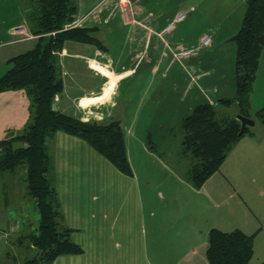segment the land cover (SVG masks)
<instances>
[{
  "label": "crops",
  "instance_id": "crops-1",
  "mask_svg": "<svg viewBox=\"0 0 264 264\" xmlns=\"http://www.w3.org/2000/svg\"><path fill=\"white\" fill-rule=\"evenodd\" d=\"M245 1L188 0L179 4L177 10L163 11L161 4L151 0H126L123 5L118 0H74L73 22L79 21L78 27L93 29L100 44L64 43L56 54L62 89L54 97L52 108L82 121L118 119L124 132L128 163L129 143L134 142L146 151L150 149L149 154L156 151L157 155L158 149L167 151V145L174 143L175 159L171 166L167 164L169 172L193 192L187 178L188 156L181 151V120L203 103L216 106L227 116L236 113L235 102L222 106L219 100L233 99L235 95L233 37L240 29ZM18 8L23 17V9L20 5ZM178 12H185V19L166 31L167 23ZM0 26L1 76L10 66L9 59L32 47L35 36L32 25L25 21L3 20ZM204 36L210 41L202 46ZM186 49L192 50L189 56L178 60L173 57L174 52ZM259 85L264 86V47L250 94L248 117L254 124L247 126L244 133V144L255 151L264 149V126L260 123L257 126L253 112L257 104L253 94H257ZM256 96L264 99V94ZM30 107L31 99L23 91L0 92V140L23 132L31 121ZM154 133L159 134L157 139L152 136ZM46 150L48 178L56 190L61 225L71 229L70 239L82 248L80 253L57 256L51 264H145L149 258L155 263H171L190 254L197 256L191 264H208L203 258L206 240L199 257L196 249L201 230L192 225L181 228L160 221L147 228V232L148 229L153 232L147 240L141 238L146 235V228L141 234L138 222L107 223L106 217L113 209H103L102 200L98 201L96 196V191L103 189L101 171L105 163L87 142L57 131L48 137ZM163 155L168 157L169 151ZM159 157L162 159V154ZM132 164L129 166L133 168ZM228 165L226 159L220 166ZM21 169L0 173V222L5 220L4 212L9 205L13 207L9 208L10 215L14 210L25 215L22 220L11 218L5 230L0 229L3 233L18 221L16 237L10 240V235L5 237L3 233L9 244L30 232L25 229L29 225L22 221L29 217L24 199L32 197L26 192ZM205 182L219 189L225 187V182L230 183L221 167ZM32 202L34 205L33 199ZM220 227L207 226L208 231ZM261 259L264 260V253Z\"/></svg>",
  "mask_w": 264,
  "mask_h": 264
},
{
  "label": "trees",
  "instance_id": "trees-1",
  "mask_svg": "<svg viewBox=\"0 0 264 264\" xmlns=\"http://www.w3.org/2000/svg\"><path fill=\"white\" fill-rule=\"evenodd\" d=\"M27 2L28 17L34 22L31 31L35 41L28 50L9 59V68L0 76V92L21 90L29 96L31 121L19 135L0 140V173H13L20 168L25 170V189L34 200L39 216L34 230L20 235L18 242H12L18 245L28 243L34 250L29 259L19 264H51L57 256L80 253L82 248L70 239L71 229L60 222L56 190L48 178V137L57 131L79 137L116 170L125 175L132 173L118 119L82 121L52 108L54 97L62 89L56 54L66 41L100 44L93 36V29L66 27L74 21V0ZM233 40L236 45L235 95L233 99L225 98L219 102L222 106L235 102L236 113L227 116L216 106L203 103L193 107L181 120V151L189 160L188 181L196 188L219 170L230 146L248 130L245 127L238 136L240 122L236 115L249 116L250 94L264 47V0L245 1L241 26ZM255 116L264 123V104ZM13 232L3 233L6 237ZM253 239L254 234H246L241 229L222 231L211 228L206 237V261L208 264H249ZM258 264H264V260Z\"/></svg>",
  "mask_w": 264,
  "mask_h": 264
},
{
  "label": "rangeland",
  "instance_id": "rangeland-1",
  "mask_svg": "<svg viewBox=\"0 0 264 264\" xmlns=\"http://www.w3.org/2000/svg\"><path fill=\"white\" fill-rule=\"evenodd\" d=\"M154 1L161 4V9L165 11L173 8L177 10L179 4L181 5L188 0H151V3ZM118 3L123 5L126 0H118ZM19 5L24 11L23 17L19 11ZM28 10L27 0H0V24L3 20L18 23H23L26 20L28 24H32L34 22L28 17ZM2 32L0 26V35ZM257 91V94H264V86L259 85ZM257 94H253L255 101L257 99L255 102L257 104L253 109L254 114L255 110L262 107L264 101L260 96H256ZM254 117L257 120V126L260 124L264 126L256 116ZM152 136L157 139L159 134L154 133ZM244 137L245 134L228 149L224 160L227 159L229 165L220 166L225 177L230 181V183L225 182L226 185L222 189L205 182L198 188L191 185L194 188L191 192L183 183L177 182L168 169V165L171 166L173 159H175L176 148L174 143L167 145V151L158 149L159 155L156 151H151L149 154L150 149L146 151L134 142L129 143L130 147L128 148L131 152L129 163H133V168L130 165L132 175L122 174L103 158L105 163V167L101 171L103 189L97 190L98 195L96 196L98 201L102 200L103 209H113L111 215L106 217L107 223L138 222L141 234L146 228V235H142L141 238H147V240L153 234L149 229L147 232V228L151 227V224L165 221L175 225L174 227L187 228L192 225L201 230L197 240L199 248L196 249L199 257L203 255L207 226L219 225L221 227L218 229L222 231L239 228L245 232L254 233L253 255L249 263L258 264L264 253V149L255 151L247 147L244 144ZM168 151L169 156H164L163 154L168 155ZM161 154L162 159L159 157ZM20 171H23L24 176L25 170L21 169ZM17 184L19 185L20 182ZM207 191L213 192L215 195H210L206 193ZM24 200L25 213L29 217L22 222L29 225L25 228L29 232L31 228L33 230L37 226L39 216L32 199L26 196ZM9 206L4 212L5 220L0 222V229L3 230H5L8 222H11V218H19V220L25 218L24 214L15 213V210L13 215H10L11 209L9 210V208L13 207ZM9 235L11 240L18 235V232L9 233ZM155 248H158V245H155ZM149 250L151 251L150 247ZM4 253H6L5 259L0 264H19L29 259L34 250L30 248L28 243L23 245L9 244L8 239L4 238L0 230V258ZM203 258H205L204 255ZM195 259L197 256H191V254L182 260L171 263H155L153 259L149 258L145 264H191L195 262Z\"/></svg>",
  "mask_w": 264,
  "mask_h": 264
},
{
  "label": "built area",
  "instance_id": "built-area-1",
  "mask_svg": "<svg viewBox=\"0 0 264 264\" xmlns=\"http://www.w3.org/2000/svg\"><path fill=\"white\" fill-rule=\"evenodd\" d=\"M185 16H186L185 12H178L177 14H175V16L172 18V20L169 23H167L165 30L169 31L170 29H172L174 24L183 21L185 19ZM79 24H80V22L76 21V22H72V23L66 25V27H75V26H78ZM209 41H210V38L208 36H204L201 39V45L205 46L209 43ZM191 52H192V50L186 49V50L174 52L172 55L175 59L178 60L181 57L189 56L191 54ZM18 227H19L18 221H15V223L12 224L11 227L9 228V232L16 231L18 229Z\"/></svg>",
  "mask_w": 264,
  "mask_h": 264
},
{
  "label": "water",
  "instance_id": "water-1",
  "mask_svg": "<svg viewBox=\"0 0 264 264\" xmlns=\"http://www.w3.org/2000/svg\"><path fill=\"white\" fill-rule=\"evenodd\" d=\"M236 119L240 122V129L238 132V136L241 135L245 127L254 124V121L252 119H250L249 117L241 116L239 114L236 115Z\"/></svg>",
  "mask_w": 264,
  "mask_h": 264
}]
</instances>
